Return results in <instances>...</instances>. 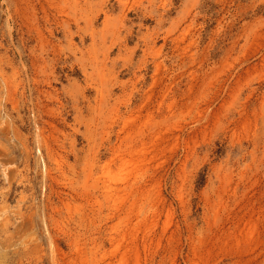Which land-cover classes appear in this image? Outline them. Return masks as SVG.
<instances>
[{
  "label": "rangeland",
  "instance_id": "rangeland-1",
  "mask_svg": "<svg viewBox=\"0 0 264 264\" xmlns=\"http://www.w3.org/2000/svg\"><path fill=\"white\" fill-rule=\"evenodd\" d=\"M0 264H264V0H0Z\"/></svg>",
  "mask_w": 264,
  "mask_h": 264
},
{
  "label": "bare ground",
  "instance_id": "bare-ground-1",
  "mask_svg": "<svg viewBox=\"0 0 264 264\" xmlns=\"http://www.w3.org/2000/svg\"><path fill=\"white\" fill-rule=\"evenodd\" d=\"M38 154H39V151H37ZM39 157V164H40V168H41V173L42 174H45L46 173V165L45 163L43 162L42 158L40 157V155L38 156Z\"/></svg>",
  "mask_w": 264,
  "mask_h": 264
}]
</instances>
